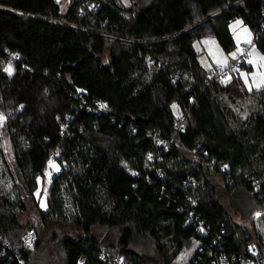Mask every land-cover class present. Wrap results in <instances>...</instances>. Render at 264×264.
Masks as SVG:
<instances>
[{
  "label": "trees",
  "instance_id": "obj_1",
  "mask_svg": "<svg viewBox=\"0 0 264 264\" xmlns=\"http://www.w3.org/2000/svg\"><path fill=\"white\" fill-rule=\"evenodd\" d=\"M64 1L0 0L22 14L0 10V118L21 181L0 140V264H41L36 230L32 249H15L30 207L42 227L79 232L55 242L59 264H105L103 250L127 264H172L192 248L188 264L262 255L264 213L262 230L250 220L264 211V89L244 88L241 59L206 72L193 43L215 37L229 54L239 19L264 57V0H67L62 12ZM95 228L120 238L102 243Z\"/></svg>",
  "mask_w": 264,
  "mask_h": 264
},
{
  "label": "rangeland",
  "instance_id": "obj_2",
  "mask_svg": "<svg viewBox=\"0 0 264 264\" xmlns=\"http://www.w3.org/2000/svg\"><path fill=\"white\" fill-rule=\"evenodd\" d=\"M123 5L129 6V2L127 0H119ZM67 0L62 2L61 11L63 12L66 5ZM230 35L233 38L235 48L229 54H226L222 51L215 37H206L195 41L193 43V49L195 53L198 54V62L202 69L206 72L212 71L215 67L221 69H227L231 66L232 63L237 62L240 58L244 60L245 67L238 68L236 67V75L241 80L243 86L248 91L251 90H259L264 89V57L257 50L256 47L252 44V34L250 30L243 25L242 21L237 19L229 24ZM243 46H246L247 52L245 53L242 49ZM6 72H9L8 70ZM11 73V72H9ZM230 77H228L225 82L229 81ZM176 105H173V111L177 116V122L182 123V116H180L179 111ZM3 119L0 118V140L5 152L7 163L10 166V170H12L15 181L20 186L21 181L19 175L17 173L16 167L13 162L12 153L10 150V145L8 139L5 135L4 128L2 127ZM179 130V128H178ZM57 166L55 164H49L47 171L45 172V178L43 179V185L41 179L39 182V188L35 192V195L38 196L39 199V209L43 212L46 210V195L48 192V188L50 185V181L54 174L57 172ZM218 184L221 185L220 180H217ZM41 192V194H40ZM40 194V195H39ZM26 198V196H25ZM224 200H228V198L224 197ZM235 205H244V207H250L252 202H250L251 198L249 195L237 194L232 197ZM28 214L25 218L22 219L23 223H27L30 227L37 231L38 240L41 242L40 249L38 250V254L35 255V262H41V264H59L61 262V254L60 249H57L55 246V242H61L62 238L67 237L73 240L78 238L79 232L73 228H63L60 226H56L55 224L49 227H42L40 222L37 219L36 213L30 207ZM255 212L251 215V222H254L255 228L262 230L263 220L259 214ZM235 220L243 225H248L249 222L241 219L236 216ZM30 222V223H29ZM93 234L102 241H105V238L114 236V239H119L120 236L116 232H108L105 228H95ZM55 237L58 240H54ZM53 238V240H52ZM54 241V242H52ZM140 244V242H138ZM57 249V251H56ZM57 253H56V252ZM194 252V248L191 250H186L181 253L172 264H188L189 259L192 257ZM118 257V256H117ZM119 258V257H118Z\"/></svg>",
  "mask_w": 264,
  "mask_h": 264
},
{
  "label": "built area",
  "instance_id": "obj_3",
  "mask_svg": "<svg viewBox=\"0 0 264 264\" xmlns=\"http://www.w3.org/2000/svg\"><path fill=\"white\" fill-rule=\"evenodd\" d=\"M0 10H2L3 12L7 11V12H10L13 14H17V16L22 15L20 12L17 13L16 11L9 10L6 8H2V7H0ZM25 17L35 18V17L29 16V15H26ZM242 48H243L242 50L246 53L248 48L246 46H243ZM99 109L104 111V112H107V110H104L103 108H99ZM72 120H73L72 116H68L66 118V124L64 125L65 128L68 126V124ZM64 126L62 128H64ZM53 160H54V155L51 154L50 155V161H53ZM197 185L198 184H195V186H197ZM258 188H259L258 186L255 187V189H254L255 193L257 192ZM193 202H194L193 199H191V201H190L191 208H193V205H194ZM191 213L193 214V212H191ZM262 213H264V211H258V213H256V214H259L261 216ZM195 232L197 234H199L201 237H206L208 231H206L202 222H197ZM35 242H36L35 231L33 228H29L21 236V242L18 246H16L15 249H16V251H19L21 249L30 250L34 247ZM204 250H205V248H202L201 245L197 248V252L199 254H202L204 252ZM247 254L248 255L245 257H239V258H233L232 257L230 259H228L227 257H224V256H221L217 259H212L213 258L212 252H211V255L209 253V254H207V256L210 258V264H264V251L262 252V255H259V251L257 249H250V250H248ZM199 259H200V257H199ZM99 260H101L105 264H127L122 257L118 258L117 256H112L111 254L109 255V254H107V252L105 250L101 251V253L99 254Z\"/></svg>",
  "mask_w": 264,
  "mask_h": 264
},
{
  "label": "snow or ice",
  "instance_id": "obj_4",
  "mask_svg": "<svg viewBox=\"0 0 264 264\" xmlns=\"http://www.w3.org/2000/svg\"><path fill=\"white\" fill-rule=\"evenodd\" d=\"M8 71L10 72L11 70H10V69H8ZM101 107H104V105H101Z\"/></svg>",
  "mask_w": 264,
  "mask_h": 264
},
{
  "label": "water",
  "instance_id": "obj_5",
  "mask_svg": "<svg viewBox=\"0 0 264 264\" xmlns=\"http://www.w3.org/2000/svg\"><path fill=\"white\" fill-rule=\"evenodd\" d=\"M212 17V16H211Z\"/></svg>",
  "mask_w": 264,
  "mask_h": 264
}]
</instances>
